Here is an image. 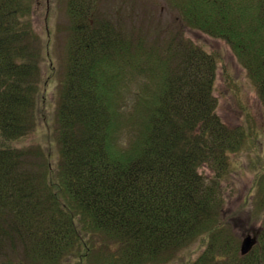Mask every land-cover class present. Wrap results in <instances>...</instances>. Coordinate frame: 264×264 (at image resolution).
Wrapping results in <instances>:
<instances>
[{"label": "trees", "instance_id": "obj_1", "mask_svg": "<svg viewBox=\"0 0 264 264\" xmlns=\"http://www.w3.org/2000/svg\"><path fill=\"white\" fill-rule=\"evenodd\" d=\"M171 4L177 24L231 47L264 109V0ZM95 10L96 0L69 2L56 162L27 142L54 79L42 85L32 8L0 0V264H151L204 234L207 247L191 264H264V160L250 199L260 223L250 253L239 238L248 229L237 236L220 219L231 155L251 137L219 115L223 57L178 28L166 31L165 46L141 28L130 36Z\"/></svg>", "mask_w": 264, "mask_h": 264}, {"label": "rangeland", "instance_id": "obj_2", "mask_svg": "<svg viewBox=\"0 0 264 264\" xmlns=\"http://www.w3.org/2000/svg\"><path fill=\"white\" fill-rule=\"evenodd\" d=\"M26 1L32 8L31 25L38 35V46L42 51L39 58L44 74L42 85L45 87L48 78L54 77L46 93L42 94V97L46 96V102L40 100L39 103V127L28 137L27 142L34 147L41 146L50 152L52 150L57 162L59 146L56 140L58 102L56 89L65 76L69 57L70 0ZM95 11H98L102 18L110 19L117 26L124 28L130 36H137L141 28L143 35L152 42H156L155 40L159 38L156 45L168 44L166 31L174 32L178 28L204 50L219 51L223 61L220 63L214 90L218 99L219 115L230 127L243 125L248 127L247 131L251 133L245 147L239 153L231 155L233 166L222 183L221 198L224 200V206L220 219L229 233L239 236L240 230L246 228L248 233L253 234L260 227V223H255L251 216L250 199L251 194L255 193L253 190L255 173L263 166L264 160V109L255 86L247 76V72L237 62L231 47L222 40L213 39L197 30L177 24L180 14L172 7L171 0H96ZM225 69L232 76L231 82L224 75ZM140 83H142L141 77H137L133 84L134 89ZM123 140L128 141L129 137L124 135ZM203 172L205 176L210 177L208 170L204 169ZM98 236L101 235L96 237ZM208 237L209 234L199 236L192 243L166 256L165 260L151 264H191L206 249ZM239 238L244 237L240 235ZM114 245L109 243V246Z\"/></svg>", "mask_w": 264, "mask_h": 264}, {"label": "water", "instance_id": "obj_3", "mask_svg": "<svg viewBox=\"0 0 264 264\" xmlns=\"http://www.w3.org/2000/svg\"><path fill=\"white\" fill-rule=\"evenodd\" d=\"M258 237L256 232H254L252 235H248L243 239L242 245H241V253L242 255H247L252 251L254 246L257 244Z\"/></svg>", "mask_w": 264, "mask_h": 264}]
</instances>
